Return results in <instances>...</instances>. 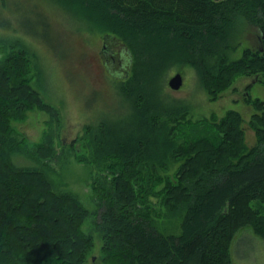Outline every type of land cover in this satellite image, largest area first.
Returning <instances> with one entry per match:
<instances>
[{
    "label": "trees",
    "instance_id": "trees-1",
    "mask_svg": "<svg viewBox=\"0 0 264 264\" xmlns=\"http://www.w3.org/2000/svg\"><path fill=\"white\" fill-rule=\"evenodd\" d=\"M48 1L76 30L126 50L129 70L113 81L123 111L84 125L67 147L56 142L62 112L33 86L28 45L11 32L13 2L0 3V32L12 34L0 36V264H234L242 228L264 240V100L246 99L257 138L248 147L240 112L193 120L190 102L166 91L167 76L185 66L210 101L241 77L264 85V0ZM24 13L47 23L42 10ZM246 30L258 44L236 58ZM36 110L51 129L30 145L14 124ZM15 155L38 165H18ZM61 157L102 178L93 183L96 263L95 237L84 229L92 211L50 177ZM159 214L180 216V233L161 232Z\"/></svg>",
    "mask_w": 264,
    "mask_h": 264
},
{
    "label": "rangeland",
    "instance_id": "rangeland-1",
    "mask_svg": "<svg viewBox=\"0 0 264 264\" xmlns=\"http://www.w3.org/2000/svg\"><path fill=\"white\" fill-rule=\"evenodd\" d=\"M3 1L5 0H0V3ZM10 2H13L8 13L11 32L14 39H19L28 45L26 50L30 52L27 53V57L30 61L29 65L32 66L33 86L48 103L61 110L64 118L63 125L56 134V142L60 136L67 147L81 134L84 125L98 122L103 117H107V113L121 115L123 110L120 97L122 96L114 87L113 81L129 70L130 57L126 54V50L119 45V47H107L104 51L102 34L99 36L92 32L76 30L79 24L66 18L48 0H8V3ZM14 3H20V7L11 15V11L15 9ZM27 7L44 11L48 26L41 18H27L24 13ZM44 27L49 28L51 33H48ZM253 33V31H245L240 44L242 47L236 58L242 55V49L246 48L244 46H257L259 35ZM7 34L11 33L0 32V36L3 37L9 36ZM178 72L183 75L184 84L180 90L174 91L169 87L168 81ZM166 91L175 98L190 102L193 109L189 118L193 120L210 119L212 115L221 118L228 110L240 112L244 119L243 128L247 146L253 147L257 144L256 133L250 127L255 109L246 102L249 97L264 100V85L262 82L257 83L255 77L238 78L231 88L218 95L217 100L210 101L195 70L185 66L180 71L174 70L167 76ZM27 114L26 120L15 123L14 127L30 145H33L40 142L44 133L51 128L47 123L48 116L44 112L36 110ZM13 159L16 164L22 166L38 165L32 159L23 156L15 155ZM64 160L65 162L55 161L52 164L50 177L53 178L57 189L73 191L92 211V217L87 220L84 229L95 237L97 249L94 253L96 257L94 263H96L101 242L93 221L96 204L99 202L93 183L101 181L102 178L91 165L79 163L72 158H64ZM155 221L158 229L164 234L180 233L181 217L178 215L163 217L159 214L156 215ZM231 252L234 264H264V240L250 226L242 228L237 233ZM89 264H93V258Z\"/></svg>",
    "mask_w": 264,
    "mask_h": 264
},
{
    "label": "water",
    "instance_id": "water-1",
    "mask_svg": "<svg viewBox=\"0 0 264 264\" xmlns=\"http://www.w3.org/2000/svg\"><path fill=\"white\" fill-rule=\"evenodd\" d=\"M184 84V78L183 75L178 72L177 74H175L173 77H171L168 81V85L169 87L174 90V91H178L181 89V87Z\"/></svg>",
    "mask_w": 264,
    "mask_h": 264
},
{
    "label": "flooded vegetation",
    "instance_id": "flooded-vegetation-1",
    "mask_svg": "<svg viewBox=\"0 0 264 264\" xmlns=\"http://www.w3.org/2000/svg\"><path fill=\"white\" fill-rule=\"evenodd\" d=\"M121 46V45H120ZM107 47H108V45L106 46V42H105V40H104V51L107 49ZM110 47V46H109ZM113 47H119V45H114ZM121 50H122V48H121ZM112 52H114V50L112 51ZM106 54H107V51L105 52ZM120 53H121V51H120ZM112 57H114L113 55H112Z\"/></svg>",
    "mask_w": 264,
    "mask_h": 264
}]
</instances>
